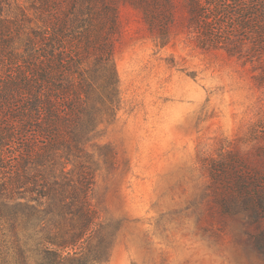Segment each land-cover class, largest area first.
I'll list each match as a JSON object with an SVG mask.
<instances>
[{
    "label": "trees",
    "instance_id": "trees-1",
    "mask_svg": "<svg viewBox=\"0 0 264 264\" xmlns=\"http://www.w3.org/2000/svg\"><path fill=\"white\" fill-rule=\"evenodd\" d=\"M129 2L169 41L173 0H0V264H107L117 227L93 203L109 143L89 144L121 104L115 40ZM204 49L257 62L264 0H189ZM239 177L251 221L264 219V171ZM264 254V227L253 234Z\"/></svg>",
    "mask_w": 264,
    "mask_h": 264
},
{
    "label": "rangeland",
    "instance_id": "rangeland-1",
    "mask_svg": "<svg viewBox=\"0 0 264 264\" xmlns=\"http://www.w3.org/2000/svg\"><path fill=\"white\" fill-rule=\"evenodd\" d=\"M169 41L129 2L119 6L121 104L89 144L109 143L93 203L117 227L107 264H264L235 208L244 172L264 171V84L257 62L204 49L189 0H173Z\"/></svg>",
    "mask_w": 264,
    "mask_h": 264
}]
</instances>
